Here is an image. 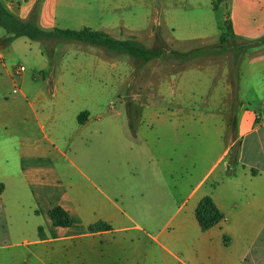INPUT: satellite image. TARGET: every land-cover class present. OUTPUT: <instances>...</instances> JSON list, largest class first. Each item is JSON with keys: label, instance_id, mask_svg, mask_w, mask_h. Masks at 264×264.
Returning a JSON list of instances; mask_svg holds the SVG:
<instances>
[{"label": "rangeland", "instance_id": "1", "mask_svg": "<svg viewBox=\"0 0 264 264\" xmlns=\"http://www.w3.org/2000/svg\"><path fill=\"white\" fill-rule=\"evenodd\" d=\"M10 13L39 36L89 28L163 51L145 63L58 36L9 40L0 25V116L20 115L37 144L49 148L51 206L67 205L73 227L96 219L115 227L113 217L121 218L133 227L132 259L140 258L136 237L143 240V231L153 233L166 223L214 164L226 134L237 132L242 112L232 111L226 122L225 100L238 97L243 114L256 110L247 55L259 47L238 60L235 55L237 46L264 36V0H19ZM226 19L235 39L214 53ZM19 67L24 70L17 72ZM228 84L232 94H226ZM172 132L177 140H170ZM234 156L235 148L225 162ZM63 195L90 214L79 218ZM9 219L12 227L47 220L26 207L9 212Z\"/></svg>", "mask_w": 264, "mask_h": 264}, {"label": "crops", "instance_id": "2", "mask_svg": "<svg viewBox=\"0 0 264 264\" xmlns=\"http://www.w3.org/2000/svg\"><path fill=\"white\" fill-rule=\"evenodd\" d=\"M4 2L12 12L19 0H12L13 4ZM247 58L252 66V102L256 110L243 114L238 97L232 95L225 100L229 111L224 116L226 122L233 117L232 111L239 108L242 112L237 132L226 134L214 164L166 223L153 233L143 231V240L136 237L140 258L132 259L133 227L124 225L117 216L112 219L115 227L100 219L93 223L83 221L76 227L72 226L73 220L66 228L52 224L48 217L51 209L59 207L70 217L72 211L65 204H50L45 164L51 161L50 150L37 144L26 119L18 114L0 116V264H264V46ZM236 89L238 96L239 81ZM227 93L232 94L231 84ZM16 122L22 123L21 130L14 129ZM218 133L223 137L221 131ZM174 137L177 140L178 134L174 136L172 132L170 140ZM234 148L235 156L229 164L225 159ZM220 164H226V168L202 190ZM234 166L242 169L234 172ZM205 196L212 199L224 217L216 226L202 231L194 211ZM62 197L79 218L81 213L83 217L90 214L81 202ZM25 207L47 220L36 227H12L9 212L18 214ZM121 213L130 221L125 212ZM97 223L105 227L91 231L89 227Z\"/></svg>", "mask_w": 264, "mask_h": 264}, {"label": "trees", "instance_id": "3", "mask_svg": "<svg viewBox=\"0 0 264 264\" xmlns=\"http://www.w3.org/2000/svg\"><path fill=\"white\" fill-rule=\"evenodd\" d=\"M11 23V25H9ZM0 25L5 29L7 34H11L9 40L19 37H27L30 40H37L39 37L44 38L58 36L67 40L89 43L94 46L106 48L108 51L125 53L134 59L143 62H149L160 57L162 50H151L137 44L131 40L119 41L112 39L110 36L101 31H93L89 28H84L80 31L58 30L44 32L39 36V31L28 23L19 22L4 6L0 0ZM16 25V26H15ZM17 27V28H16ZM220 29L219 43L221 47L214 50V53H222L226 50V44L235 39L233 26L230 19H226ZM264 46V36L260 39L254 40L245 45H239L236 48V59L238 60L240 54L251 48ZM3 191V185L0 183V195ZM195 219L202 231H207L216 226L222 221L224 215L215 206L212 199L208 196L203 197L197 204L194 211ZM48 217L52 224L56 227L66 228L72 224V219L63 209L56 207L48 212ZM105 227L101 223L94 224L89 227L91 231L99 230Z\"/></svg>", "mask_w": 264, "mask_h": 264}, {"label": "built area", "instance_id": "4", "mask_svg": "<svg viewBox=\"0 0 264 264\" xmlns=\"http://www.w3.org/2000/svg\"><path fill=\"white\" fill-rule=\"evenodd\" d=\"M23 70H24L23 67H19L16 71H17V72H22Z\"/></svg>", "mask_w": 264, "mask_h": 264}]
</instances>
